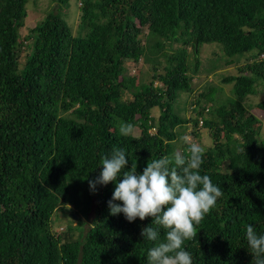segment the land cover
Wrapping results in <instances>:
<instances>
[{"label": "trees", "instance_id": "16d2710c", "mask_svg": "<svg viewBox=\"0 0 264 264\" xmlns=\"http://www.w3.org/2000/svg\"><path fill=\"white\" fill-rule=\"evenodd\" d=\"M29 1L0 0V264H147L165 230L143 239L152 218L111 215L115 183L93 191L89 181L114 148L140 174L151 159L186 154L188 131L210 140L200 172L223 195L185 250L193 264H255L246 228L264 235V99L247 101L264 96V0H81L75 33L72 0H50L59 11L24 36ZM212 43L222 56L204 67L201 46ZM141 60L148 83L127 74ZM210 74L220 86L197 91ZM181 94L193 96L187 116L175 109ZM121 122L139 135H121ZM58 213L70 220L60 232Z\"/></svg>", "mask_w": 264, "mask_h": 264}, {"label": "clouds", "instance_id": "9594fccd", "mask_svg": "<svg viewBox=\"0 0 264 264\" xmlns=\"http://www.w3.org/2000/svg\"><path fill=\"white\" fill-rule=\"evenodd\" d=\"M119 131L129 136L134 126L121 122ZM180 139L187 145L186 154L174 152L171 156L151 159L142 174L137 172L136 161L129 158L124 148H114L110 156L102 157V171L97 180L89 181L93 191L97 184L115 183L108 203L111 215L123 213L129 223L137 218L141 221L152 218V223L141 231L143 239L157 242L160 229L165 230L164 240L148 250L147 264H193L192 254L185 250V241L196 237L197 226L223 195L211 177L200 172L204 147L189 135ZM129 160L131 169L126 170ZM115 201L122 202V206ZM246 240L255 264H264V235H258L249 224Z\"/></svg>", "mask_w": 264, "mask_h": 264}, {"label": "rangeland", "instance_id": "374dc122", "mask_svg": "<svg viewBox=\"0 0 264 264\" xmlns=\"http://www.w3.org/2000/svg\"><path fill=\"white\" fill-rule=\"evenodd\" d=\"M80 7H81V0H72L70 3V8L67 11H65L67 15V18H66L67 22L69 23L74 33L76 32L78 24H79V18L81 14ZM27 8H28V16L25 20L24 28L22 30V33H23L22 35L24 36L28 35L29 29L35 26L36 23L41 21L47 15V13L59 11V8L57 7V5L52 3L50 0H30L27 5ZM219 46L220 45L216 43L204 44L203 46H201V56L203 57L202 64L204 67H207L208 65L205 59H207L210 55H212L213 52L214 54H217L219 57L222 56L221 49ZM178 47L179 46H175L174 49L176 50ZM167 50L170 52L173 51L171 48H168ZM149 67L150 66L142 60L137 65L128 63L127 64V69H128L127 74L130 76H135L137 78L138 83H141V82L148 83L152 79V72ZM218 72L220 74L227 75V74H233L236 71H235V68H233V66L228 67L226 69L223 66L221 69L218 70ZM212 78L214 79V75L210 74L208 78L205 75H201L199 76L197 80L194 81V87L197 89V91H201L202 87L205 86L207 84L206 82H208L209 80L210 81L208 83H212L214 86L219 87L220 86L219 79L215 78L214 80H212ZM156 85H158V83H156ZM229 90H230V86L225 87L224 94L222 97H225V98L228 97ZM192 99H193V96L191 95L181 94L179 97V100L177 101L175 105L176 106L175 109L176 110L181 109L182 114L187 116L188 114H190L189 111L191 110V105L188 103L192 102ZM263 99H264V96L260 95V96L252 97L248 99L247 103L256 105L260 103ZM185 108H187V111L184 110ZM252 111H253L252 113L256 114L257 116H261L258 110L254 109ZM152 115L158 118L160 115V110L158 108H154L152 110ZM139 133H140L139 129H135L133 134L139 135ZM187 135H189V131ZM263 136H264V132H263ZM198 143H200L204 148L205 147L207 148L208 146L211 145V142L208 139L207 135H204V137H202V139ZM54 220H55L54 226H55L56 231H61L63 229H66L70 223L68 216L64 215L63 213H58V215L55 217ZM72 220L74 221V224L76 225L77 220H74V219Z\"/></svg>", "mask_w": 264, "mask_h": 264}, {"label": "water", "instance_id": "95a60500", "mask_svg": "<svg viewBox=\"0 0 264 264\" xmlns=\"http://www.w3.org/2000/svg\"><path fill=\"white\" fill-rule=\"evenodd\" d=\"M197 43V42H196ZM71 217L73 218V219H77V217L75 216V215H71Z\"/></svg>", "mask_w": 264, "mask_h": 264}]
</instances>
